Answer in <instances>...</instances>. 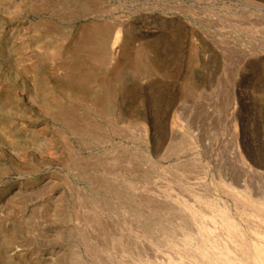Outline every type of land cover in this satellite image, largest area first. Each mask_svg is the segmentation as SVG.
<instances>
[{
    "label": "rangeland",
    "instance_id": "obj_1",
    "mask_svg": "<svg viewBox=\"0 0 264 264\" xmlns=\"http://www.w3.org/2000/svg\"><path fill=\"white\" fill-rule=\"evenodd\" d=\"M252 192L264 0H0V264H174Z\"/></svg>",
    "mask_w": 264,
    "mask_h": 264
},
{
    "label": "bare ground",
    "instance_id": "obj_2",
    "mask_svg": "<svg viewBox=\"0 0 264 264\" xmlns=\"http://www.w3.org/2000/svg\"><path fill=\"white\" fill-rule=\"evenodd\" d=\"M253 192L240 195L245 205L237 206L236 214L208 199H200L199 204L207 208V216L192 211L196 222L192 228L185 229L181 236L166 235L167 245L179 254L173 257V263L264 264V194ZM207 219L215 226L204 225Z\"/></svg>",
    "mask_w": 264,
    "mask_h": 264
}]
</instances>
